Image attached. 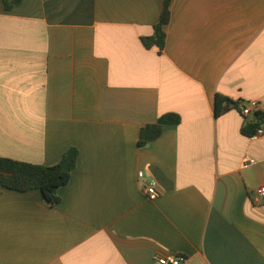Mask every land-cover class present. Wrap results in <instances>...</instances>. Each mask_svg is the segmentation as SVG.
Instances as JSON below:
<instances>
[{"label": "crops", "instance_id": "obj_1", "mask_svg": "<svg viewBox=\"0 0 264 264\" xmlns=\"http://www.w3.org/2000/svg\"><path fill=\"white\" fill-rule=\"evenodd\" d=\"M4 2L0 157L79 158L56 208L0 188V264H264V136L243 135L240 109L264 111V0H173L161 52L143 40L165 0ZM219 95L238 108L217 117Z\"/></svg>", "mask_w": 264, "mask_h": 264}, {"label": "trees", "instance_id": "obj_2", "mask_svg": "<svg viewBox=\"0 0 264 264\" xmlns=\"http://www.w3.org/2000/svg\"><path fill=\"white\" fill-rule=\"evenodd\" d=\"M21 2L22 0H5V8L10 12L19 7ZM172 2L173 0H165L160 21L154 27L152 38L143 40L147 49L157 48L159 52L165 49L167 37L164 27H167L171 21L170 5ZM238 106L239 104L219 95L215 100L216 116L219 117ZM180 119L179 116L171 114L160 118L155 124L142 128L138 140L139 147L158 140L162 136L165 126L178 125ZM262 125H264V111H259L255 114L254 120L245 124L242 133L246 137L254 138ZM78 158V150L71 148L64 154L60 162L52 167L26 164L0 157V188L24 194L39 191L46 205L56 208L62 204L59 191L71 183Z\"/></svg>", "mask_w": 264, "mask_h": 264}, {"label": "built area", "instance_id": "obj_3", "mask_svg": "<svg viewBox=\"0 0 264 264\" xmlns=\"http://www.w3.org/2000/svg\"><path fill=\"white\" fill-rule=\"evenodd\" d=\"M240 109L242 115L246 118H254L255 114L260 111L259 104L254 101L241 105ZM262 136H264V125H262V127L257 131L254 138ZM251 165H255V162L252 159H247L244 168L250 167ZM144 178L145 175L143 173H139V179L142 180ZM156 186L157 184L155 181L146 182L143 187V191L149 198H156L159 195L158 191L156 190ZM255 202L258 204L264 203V187L256 191ZM153 260L155 264H186L187 262V259L183 256H180V254L154 255Z\"/></svg>", "mask_w": 264, "mask_h": 264}]
</instances>
